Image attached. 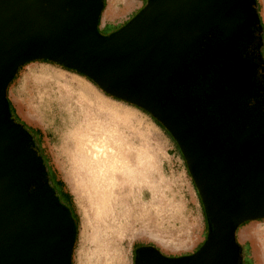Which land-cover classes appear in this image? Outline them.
<instances>
[{
	"label": "water",
	"instance_id": "1",
	"mask_svg": "<svg viewBox=\"0 0 264 264\" xmlns=\"http://www.w3.org/2000/svg\"><path fill=\"white\" fill-rule=\"evenodd\" d=\"M251 1L149 0L104 37L97 30L103 0H0V264H72L70 216L50 196L28 193L36 161L26 152V132L6 110L9 82L37 60L76 70L145 110L182 151L211 224L206 241L172 258L145 247L134 264H238L236 228L264 219V125L235 124L231 103L216 98L212 104L222 103L225 117L214 126L178 92L203 35L217 25L235 29L251 17Z\"/></svg>",
	"mask_w": 264,
	"mask_h": 264
},
{
	"label": "rangeland",
	"instance_id": "2",
	"mask_svg": "<svg viewBox=\"0 0 264 264\" xmlns=\"http://www.w3.org/2000/svg\"><path fill=\"white\" fill-rule=\"evenodd\" d=\"M249 4L264 25V0ZM115 31L99 33L105 37ZM84 92L89 96L82 99ZM7 99L16 118L41 132V137L32 136L46 157L48 173L54 182H63L59 190L71 195L77 221L72 264H134L138 250L145 248L133 249L135 244L179 257L196 252L206 241L211 224L186 162L168 132L148 112L108 96L83 76L40 61L18 71ZM78 121L90 126L88 132L115 134L117 141L129 145L131 173L125 172L123 184L118 185L120 204L109 230L94 212L96 197L88 191L75 160L71 133ZM235 236L242 247L238 264H263L259 241L264 240V220L241 224Z\"/></svg>",
	"mask_w": 264,
	"mask_h": 264
},
{
	"label": "flooded vegetation",
	"instance_id": "3",
	"mask_svg": "<svg viewBox=\"0 0 264 264\" xmlns=\"http://www.w3.org/2000/svg\"><path fill=\"white\" fill-rule=\"evenodd\" d=\"M248 7L251 17L241 23V31H224L219 25L211 27L203 35L199 49L187 60V64L192 66L199 64L198 67L195 65L199 72L195 69L190 75L181 74L182 83L178 95L188 97L191 100V110L212 119L214 126L219 125L225 117L223 104H218L217 108L213 105L216 98L227 99L229 102V95L233 91L231 87L240 85L241 74H245L243 77L247 83L245 82V91L234 102L233 121L254 129L258 123H264V34L256 10L251 4ZM231 125L232 123L228 124ZM163 129L166 130L164 127ZM26 134V152L35 159L37 166L34 174L36 179L29 185L28 193L39 199L50 196L58 209L67 212L69 205L63 199L62 191L60 193L57 186L48 181L50 175L45 155L39 154L33 136L29 137L28 132ZM168 134L182 154L177 141L169 132Z\"/></svg>",
	"mask_w": 264,
	"mask_h": 264
},
{
	"label": "bare ground",
	"instance_id": "4",
	"mask_svg": "<svg viewBox=\"0 0 264 264\" xmlns=\"http://www.w3.org/2000/svg\"><path fill=\"white\" fill-rule=\"evenodd\" d=\"M244 21L242 20L241 23H244ZM241 23L237 25L235 30L241 31ZM195 65L198 67L199 64ZM195 65L193 66V70L197 68ZM185 74L190 75L191 71H187ZM243 76L245 74L239 76L240 85L231 87L233 91L229 95V102L232 108H234L236 98L245 91L247 80ZM86 96L88 97L89 95L85 92L82 93V99ZM262 124L264 125V123ZM262 124L258 123L257 126H262ZM87 125L81 124V121H78L73 126V133L71 135L74 140L75 160L80 169L81 177L83 173V181L88 191L96 197L95 207L93 206L94 212L104 226L108 224L105 228L109 230L112 229L111 221L114 219V214H116V207L120 204L121 193L117 190L118 185L123 184L122 177L125 172L129 171L128 173H131V167H129L130 161L127 158L129 145L126 143L122 144L119 140L117 141L114 138L115 134L107 132L93 134V132H88ZM134 153L136 154L137 162L140 163L141 158L138 156V152ZM105 234L109 236L110 233L105 231ZM259 242V248L264 249V240L262 239Z\"/></svg>",
	"mask_w": 264,
	"mask_h": 264
},
{
	"label": "crops",
	"instance_id": "5",
	"mask_svg": "<svg viewBox=\"0 0 264 264\" xmlns=\"http://www.w3.org/2000/svg\"><path fill=\"white\" fill-rule=\"evenodd\" d=\"M144 3L146 0H105L97 26L98 32L120 29L132 15L141 10ZM262 262L264 264V258Z\"/></svg>",
	"mask_w": 264,
	"mask_h": 264
},
{
	"label": "trees",
	"instance_id": "6",
	"mask_svg": "<svg viewBox=\"0 0 264 264\" xmlns=\"http://www.w3.org/2000/svg\"><path fill=\"white\" fill-rule=\"evenodd\" d=\"M104 1L105 0H103V6H104ZM253 2H254V0H253ZM103 9H104V7H103ZM262 27L264 28V25H262ZM37 61H40V62H42V63H47V64H52V65H57V66H59L60 68H62L63 70H66V71H69V72H72V73H75V74H78V75H80V76H83V77H85L88 81H90L91 83H93L95 86H97L96 84H95V82L93 81V80H91L90 78H88V77H86L85 75H83V74H81L80 72H78V71H76V70H72V69H69V68H66L65 66H63V65H60V64H57V63H53V62H51V61H48V60H37ZM28 63H30V62H28ZM28 63H25L23 66H25L26 64H28ZM23 66H21L17 71H16V73L14 74V76H13V78L11 79V81L9 82V84H8V86H7V89H8V87H9V85L14 81V79L16 78V74L18 73V71L23 67ZM108 96H110V95H108ZM110 97H112V96H110ZM114 98V97H113ZM6 110H7V113H8V115H9V117L12 119V121L18 126V127H20V128H22L23 130H25L26 132H28V134H29V137H32V133H35L36 135H38V137L40 136L41 137V132L39 131V130H37V129H31V128H29V127H27L25 124H24V122H22L21 120H19L18 118H16V116L14 115V111H13V108H12V106H11V103L9 102V100L7 99V91H6ZM140 110H143V109H141L140 108ZM144 112H146L145 110H143ZM147 113V112H146ZM148 115H149V113H147ZM157 124L160 126V127H162V125L159 123V122H157ZM31 139V142H32V138H30ZM35 140H37V138L35 139ZM42 151H41V147L39 148V154H42L41 153ZM49 181V183L51 184V185H53V186H58V187H63L64 186V184H63V182L61 181V180H56V182H54V179H53V177L52 176H50V180H48ZM52 186V187H53ZM59 190V189H58ZM59 192L61 193V189L59 190ZM52 193H53V191H52ZM56 192H54V194H55ZM62 196H63V199H65V201L67 202V204L69 205V209L67 210V212H68V214H69V216H70V219H71V221H72V225H73V228H74V241H75V237H76V215H75V212L73 211V206H72V199H71V195L69 194V193H67V192H62ZM264 220V219H263ZM240 226V225H239ZM239 226L236 228V230L239 228ZM236 230H235V233H236ZM208 231H209V229H208ZM208 233V232H207ZM137 246H139V247H154V246H151V245H146V246H143V245H139V244H135L134 246H133V249H135V247H137ZM239 248H240V251H241V246L239 245Z\"/></svg>",
	"mask_w": 264,
	"mask_h": 264
}]
</instances>
